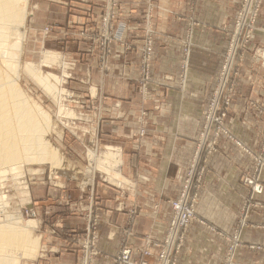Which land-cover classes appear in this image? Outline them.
Returning a JSON list of instances; mask_svg holds the SVG:
<instances>
[{
	"label": "crops",
	"instance_id": "1",
	"mask_svg": "<svg viewBox=\"0 0 264 264\" xmlns=\"http://www.w3.org/2000/svg\"><path fill=\"white\" fill-rule=\"evenodd\" d=\"M147 1L124 0L130 35H140L134 39L135 46L142 42L145 14L150 11ZM240 1L156 0L150 12L156 31V59L147 98L140 100L134 83V66L140 56L136 48H117L107 75L95 59L81 65L83 83L100 88L93 103H101L104 109L102 133L120 147L123 175L137 183V195L120 209L117 186L98 185L103 218L98 246L104 254L98 264H113L124 244L132 248L134 259H140L138 251L148 239H163L172 217L170 200L179 195L194 163L197 172L203 168L204 173L196 219L188 228L178 264H222L234 236L242 242L236 254L239 264L264 262V167L257 180L263 186L261 193H252L245 181L255 168L254 154L264 146V63L254 54L264 51V6L228 112L227 125L243 146L221 138L215 151L207 153V144L198 143ZM187 38L190 57L187 78L182 81L179 75ZM67 43L69 58L70 41ZM79 44L84 52L85 44ZM139 119L147 130L144 137H140ZM248 200L250 209L246 211ZM130 204L136 208V216L131 214ZM77 221L80 225L85 222L83 218ZM260 246L262 251L255 249ZM50 260L74 264L75 256L62 253Z\"/></svg>",
	"mask_w": 264,
	"mask_h": 264
},
{
	"label": "rangeland",
	"instance_id": "2",
	"mask_svg": "<svg viewBox=\"0 0 264 264\" xmlns=\"http://www.w3.org/2000/svg\"><path fill=\"white\" fill-rule=\"evenodd\" d=\"M242 1L239 2L235 13L228 46L215 88L206 107L202 131L198 138L199 144H207V153L215 151L221 138H228L236 142L238 146H243L227 125L229 107L235 95L237 80L242 72L241 66L246 55L252 50V42L255 38L254 35L252 40L241 45L242 41L244 42L242 38L241 46H238L237 39L234 38L237 14L242 7ZM155 2L156 0L147 1V8L150 11L145 14L142 42L135 46L134 39H140V35L135 33L130 35L132 33L129 19L125 16L127 8L124 0H27L23 47L18 51L15 50L18 57L12 60L17 69L14 77L17 88L32 106L42 107L46 111L49 123L46 122L44 132L60 161L57 164L51 161H25L19 173L8 172V175L0 177V196H2L0 223H7L13 215H17V219H20L19 221L23 224H26L29 219L34 220L35 224L31 234L32 246H37V251L32 256L21 258L15 264H53L50 258L60 257L62 253L75 256L74 264H98L99 258L104 255L98 246V229L103 220L102 215L99 214L102 209L98 201L100 197L102 198V191L97 193L98 185L109 183L117 186L120 192L119 209L126 206L130 197L137 195V183L121 172L120 147L115 146L114 141L105 136L100 128L104 109L101 103H93V98L98 96L100 88L83 83V71L80 67L83 63L90 64L91 60L95 59L101 72L107 75L111 70V61L117 48H123L126 51L136 48L140 56L134 66L136 71L134 83L140 100L143 97L147 98L151 94L156 59V31L152 14H150L156 6ZM263 6L264 4L262 8ZM262 8L257 18L258 28ZM30 11L31 14H29ZM11 41L15 42V39ZM67 41H70L69 58L65 54L69 45ZM80 41L85 44L84 52L79 50V46L82 47V44H79ZM189 41L188 38L185 40V58L179 75V80L182 81L188 74ZM51 52H55L60 57L56 60H47L50 63L44 64V56ZM254 52L264 63V51ZM234 54L235 58L227 80L224 81L222 79L224 67L230 64ZM6 63L5 57L0 55V70L9 73L10 69ZM27 63H34L39 70L37 73L43 76L55 75V78L48 77L50 81L48 83L50 86L52 84V88L31 74L26 69ZM223 83L226 84L225 89L222 87ZM217 96H220V112L216 115L217 121L210 124L207 117L210 108L215 104L213 100ZM139 123L140 137H144L146 127L142 125L140 119ZM247 151L250 152L246 149ZM254 158L255 168L245 181L252 187V193L259 194L263 191V186L257 180L264 167V146L259 154H254ZM117 161H120V165ZM192 165L186 173L179 195L170 200L172 217L163 239L159 242L148 239L138 251L141 255L140 259H134L132 248L124 244L116 252L113 264H117L116 257L125 250H130L131 258L139 263L160 264L161 254L164 251L168 254L169 264H178L188 228L196 219V215L189 225L179 232L177 240L173 242L171 237L168 239L174 214L172 203L181 195L184 184L189 179L191 200L195 199V209H197L199 188L204 172H202L203 168L197 172L196 163ZM248 201L244 208L246 211L250 209V200ZM133 207L130 206V211L133 216H136V208ZM82 218L85 222L80 225L77 220ZM241 243V239L234 236L233 242L231 241L228 245L222 264H239L236 261V254ZM260 248L255 249L262 251L263 247L260 246ZM146 252L149 253L146 254ZM248 254L246 251L245 255ZM0 264H7V262H0ZM8 264L14 263L8 262ZM255 264H264V262Z\"/></svg>",
	"mask_w": 264,
	"mask_h": 264
},
{
	"label": "bare ground",
	"instance_id": "3",
	"mask_svg": "<svg viewBox=\"0 0 264 264\" xmlns=\"http://www.w3.org/2000/svg\"><path fill=\"white\" fill-rule=\"evenodd\" d=\"M26 2L27 0H0V55L5 57L10 69L9 73L0 70V177L8 172H20L25 161H51L54 164L60 161L44 132L45 124L49 119L46 111L42 107L32 106L17 88L14 77L17 69L12 60L18 57L16 51L23 47L27 19ZM12 39H15V42H12ZM51 53L44 56L46 59H43L44 64L48 62L47 60H56L60 57L55 52ZM26 69L52 88L48 77L55 78V75L43 76L37 73L39 70L34 63H27ZM98 160L97 158V162ZM117 162L120 163V161ZM116 169L118 170V167ZM113 172L115 173V170ZM9 220L7 223H0V262L15 264L21 258L32 256L37 251V246H32L31 234L35 224L34 220L30 219L23 224L19 221L20 219H17V215H13Z\"/></svg>",
	"mask_w": 264,
	"mask_h": 264
},
{
	"label": "built area",
	"instance_id": "4",
	"mask_svg": "<svg viewBox=\"0 0 264 264\" xmlns=\"http://www.w3.org/2000/svg\"><path fill=\"white\" fill-rule=\"evenodd\" d=\"M264 4V0H243L242 1V7L239 10L237 14V27L234 34V38L237 39L238 46H241L245 43H248L250 40L254 38L255 32L259 29L257 25V18L260 9L262 8V5ZM242 38H244V42L242 41ZM242 41V44L240 45V42ZM235 58V54L232 56V60L229 65H226L224 67V71L222 73V79L224 81L227 80L228 72L231 69L232 61ZM222 87H226V84L223 83ZM229 88V87H228ZM220 96H217L214 98L213 103H215L209 110L208 114V120L209 123H215L217 121L216 115L220 112ZM230 100L229 98H227ZM227 100V103H228ZM225 104V103H224ZM215 106V109H214ZM214 109V110H213ZM218 112L216 113V111ZM190 187L191 183L190 180L187 179V181L184 184V189L181 195L173 201V220L171 224V229H169V237H171V240L174 242L177 240L179 236V232H182L181 230L186 226L189 225L190 221L195 218L196 215V209H195V199L190 196ZM146 248V247H145ZM149 250V249H146ZM165 250V249H164ZM149 252H146L148 254ZM161 263L160 264H169V257L168 254L164 251L161 254ZM171 262V261H170ZM116 263L117 264H149L147 262H136L131 258V251L125 250L122 254L116 257Z\"/></svg>",
	"mask_w": 264,
	"mask_h": 264
}]
</instances>
